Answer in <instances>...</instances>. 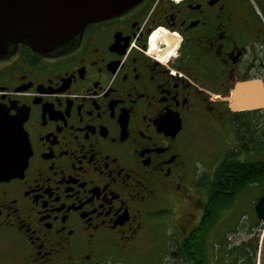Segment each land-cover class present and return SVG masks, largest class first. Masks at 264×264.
Returning a JSON list of instances; mask_svg holds the SVG:
<instances>
[{"label": "flooded vegetation", "instance_id": "af4514ba", "mask_svg": "<svg viewBox=\"0 0 264 264\" xmlns=\"http://www.w3.org/2000/svg\"><path fill=\"white\" fill-rule=\"evenodd\" d=\"M252 81L264 87V0H141L54 46L0 42V109L27 155L0 180V264H150L155 244L164 264H259L264 221L227 214L261 185L211 187L226 154L208 170L193 146L264 121L229 107Z\"/></svg>", "mask_w": 264, "mask_h": 264}, {"label": "water", "instance_id": "95a60500", "mask_svg": "<svg viewBox=\"0 0 264 264\" xmlns=\"http://www.w3.org/2000/svg\"><path fill=\"white\" fill-rule=\"evenodd\" d=\"M141 0H0V42L31 41L54 46L90 22L117 15ZM232 111L264 108V87L258 82L236 83L229 93ZM16 121L0 109V180L23 170L26 139ZM264 221V194L254 205Z\"/></svg>", "mask_w": 264, "mask_h": 264}, {"label": "rangeland", "instance_id": "374dc122", "mask_svg": "<svg viewBox=\"0 0 264 264\" xmlns=\"http://www.w3.org/2000/svg\"><path fill=\"white\" fill-rule=\"evenodd\" d=\"M222 136H223L222 133H220L219 135L218 134L210 135V134L202 133L194 137L193 146L195 148V151L199 155H201L202 158L205 160L206 162L205 166L208 168V170H210L211 168L214 167V165L217 164L218 158L220 159L222 155H225L228 152L234 153L238 159H243L244 156L246 155L243 146L234 144L231 140H229L230 138L229 134L225 133L224 137L221 139ZM262 141L263 140H261L260 138L256 141V144L260 145V146H256L259 149L256 152H252V151L249 152L248 154L249 158L253 159V158L261 157L264 159V142ZM210 156H213V158H215L214 161H210L208 159V157ZM196 166L198 170H202V166L200 164H197ZM206 176L208 175H204V177ZM242 193L244 197H242L240 200H237L235 202V206H233V210L231 209V211L227 214V216L228 218L231 217L232 219L236 218L237 220H239L242 218L241 217V215L243 214L242 212H247L244 215L245 217H248L249 219H255L254 211L252 208L254 204L253 197H257V195H259V189L255 187L254 189H252V187H248ZM191 194L192 195L194 194L195 198L200 197L195 191ZM248 198L250 199L251 205L249 203ZM251 198L253 200H251ZM187 209L189 210V208ZM231 220L229 222H231ZM159 230L161 229L159 228ZM230 238L232 240H230ZM244 238L245 235L242 234L238 235L236 234V232H234V234L230 233L228 234L227 239L225 238V242L227 243V244L225 243L226 247L228 246V242L230 245L233 246V245H237V243ZM156 250H157V244H155V253L154 255L151 256L149 263L164 264V261L161 259V257L156 254ZM224 264H229V262L225 260ZM259 264H264V259L261 256L259 258Z\"/></svg>", "mask_w": 264, "mask_h": 264}, {"label": "trees", "instance_id": "16d2710c", "mask_svg": "<svg viewBox=\"0 0 264 264\" xmlns=\"http://www.w3.org/2000/svg\"><path fill=\"white\" fill-rule=\"evenodd\" d=\"M236 135L239 139V146H243L244 152H256L258 151L259 144L256 141L260 138L264 142V121H258L255 118L248 120H241L236 123ZM261 142V144H262ZM235 175V181L231 190L233 194H237L240 190L248 186L249 184L261 185L259 189V195L264 194V159L255 161H241L234 153L228 152L225 157L217 164L215 169L214 180L211 185L213 188H224L220 183L222 178L226 175ZM241 175H246L242 178ZM214 196L213 198H216ZM231 205V201L228 199L227 203H221L217 207L218 215L221 211Z\"/></svg>", "mask_w": 264, "mask_h": 264}]
</instances>
